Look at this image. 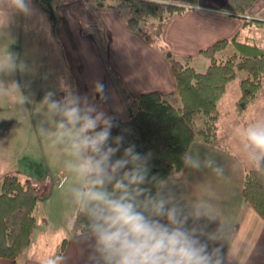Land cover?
<instances>
[{
    "label": "crops",
    "instance_id": "0c3cea01",
    "mask_svg": "<svg viewBox=\"0 0 264 264\" xmlns=\"http://www.w3.org/2000/svg\"><path fill=\"white\" fill-rule=\"evenodd\" d=\"M225 1L198 0L182 14L171 16L160 36L149 44L138 32L127 28L123 11L101 7L91 0H55V34L66 57L65 71L70 75V85L81 96L87 95L89 99L95 96V102L111 117L127 116L133 107L132 101L141 94L172 95L176 86L164 55L166 49L175 57L191 56L192 64L199 62L207 68L209 60L200 51L217 40L238 34L240 40L257 44L255 37H264V26L243 27L241 16L222 9ZM246 18L264 22V0H255ZM97 82L103 85V99L94 92ZM0 83H4L1 78ZM56 94L57 99L64 95L60 90ZM32 100L37 103L38 97ZM225 139L226 136L214 143L195 140L189 153L199 166H184L172 174L167 179L168 189L186 210L197 201L208 207L216 220L211 228L219 226L221 229L220 242L224 245L226 264H264V221L243 201L245 163L237 152L223 144ZM0 145H3L1 140ZM46 152L40 165L27 160L21 170L18 168L20 159L16 161V157H12L14 151L11 150L7 158L0 149V179L12 173L30 181L38 190V206L41 200L51 199L54 191L62 194L64 202L70 198L66 190L72 177L64 170L65 159L57 161ZM30 166L34 171L40 169L42 174L32 172ZM215 168L223 169V175L214 172ZM77 208L73 204L70 210L71 223L66 226L69 230ZM58 215L53 220L54 224L58 222L57 227L62 224ZM43 221L46 222L41 234L47 232L49 222L46 218ZM37 228L36 225L31 244L21 256L15 261L0 258V264H49L59 244L56 241L50 245L48 250H43V255L33 253ZM66 238L58 264H90L87 233L71 236L69 231Z\"/></svg>",
    "mask_w": 264,
    "mask_h": 264
},
{
    "label": "clouds",
    "instance_id": "9594fccd",
    "mask_svg": "<svg viewBox=\"0 0 264 264\" xmlns=\"http://www.w3.org/2000/svg\"><path fill=\"white\" fill-rule=\"evenodd\" d=\"M11 3L27 10L25 0ZM59 90L61 98L48 91L40 104L51 124L47 134L72 177L66 194L86 217L90 264H226L221 229L211 228L216 220L208 207L197 201L186 210L176 202L167 180L150 174V154L112 135L114 118L95 96H81L63 80ZM94 92L104 98L101 83ZM235 134L241 162L264 175V115ZM181 160L199 166L189 152ZM213 171L223 175V169Z\"/></svg>",
    "mask_w": 264,
    "mask_h": 264
},
{
    "label": "trees",
    "instance_id": "16d2710c",
    "mask_svg": "<svg viewBox=\"0 0 264 264\" xmlns=\"http://www.w3.org/2000/svg\"><path fill=\"white\" fill-rule=\"evenodd\" d=\"M197 1L94 0L101 7L125 12L127 28L138 32L149 44L160 36L164 23L171 16L182 14ZM33 2L47 14L54 29L56 15L52 0ZM254 2L226 0L222 9L241 16L243 27L264 26L262 21L246 18ZM200 54L209 60L204 72L195 69L191 56L175 57L166 49L164 55L173 74L175 93L168 97L158 92L141 94L132 101L135 110L129 109L127 118L113 117L112 135H123L125 146L134 143L137 152L150 154V174L158 178L167 180L183 169L181 156L189 152L195 140L205 143L219 141L218 102L239 72H245L246 76L238 82V111H243L260 90L264 77V49L257 44L242 41L236 34L217 40ZM175 98L179 105L171 102ZM241 195L264 221V175L247 169ZM38 201V190L30 181L21 180L12 173L0 179V258L15 261L28 249L36 227L34 212ZM86 223V217L77 208L70 235L86 234ZM66 242L67 238L61 241L49 264H58Z\"/></svg>",
    "mask_w": 264,
    "mask_h": 264
},
{
    "label": "rangeland",
    "instance_id": "374dc122",
    "mask_svg": "<svg viewBox=\"0 0 264 264\" xmlns=\"http://www.w3.org/2000/svg\"><path fill=\"white\" fill-rule=\"evenodd\" d=\"M25 3L26 11L17 8L11 0H0V78L4 81L0 83V140L3 141L0 149L7 158L10 151H14L12 157L15 156L16 161L20 159L18 168L21 170L27 160L40 165L46 151V155L52 154L57 161L65 159L47 134L51 124L45 120L40 102L46 92H57L62 80L70 84L71 79L65 71L67 64L64 51L47 14L33 0H25ZM54 3L55 0H52V7ZM261 37L258 35L255 38L257 44L264 49V37ZM192 65L199 72L206 70L199 62ZM245 76L243 71L237 74L217 106L219 139L226 136L223 144L239 156L240 146L235 129L243 127L259 115H264V77L256 98L243 111L236 108L239 99L238 82ZM36 96L38 101L34 103L32 99ZM171 102L179 105L177 98L171 99ZM14 141L15 144H11ZM245 167L246 170L252 169L246 164ZM30 169L42 174L40 169L34 171L32 166ZM71 203V198L64 202L62 194L57 191H54L51 199L41 200L34 212L38 228L32 247L33 253L43 255V250H48L56 241L60 244L67 237L70 230L66 226L71 223L70 210L73 207ZM57 214L62 221L58 227V222L53 223ZM43 218L49 221L45 234L40 233L46 222Z\"/></svg>",
    "mask_w": 264,
    "mask_h": 264
}]
</instances>
